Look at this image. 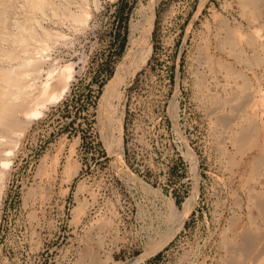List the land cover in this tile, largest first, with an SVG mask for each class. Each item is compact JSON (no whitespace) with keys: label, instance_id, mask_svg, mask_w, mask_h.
Wrapping results in <instances>:
<instances>
[{"label":"rangeland","instance_id":"obj_1","mask_svg":"<svg viewBox=\"0 0 264 264\" xmlns=\"http://www.w3.org/2000/svg\"><path fill=\"white\" fill-rule=\"evenodd\" d=\"M238 2L0 0V264H223L264 235V7ZM151 5L149 56L107 101Z\"/></svg>","mask_w":264,"mask_h":264},{"label":"bare ground","instance_id":"obj_2","mask_svg":"<svg viewBox=\"0 0 264 264\" xmlns=\"http://www.w3.org/2000/svg\"><path fill=\"white\" fill-rule=\"evenodd\" d=\"M149 1V0H148ZM154 1V0H153ZM242 2H240V0H239V2H240V4L242 3L243 4V6H244V4L245 5H250L251 3H255V4H257L259 7L258 8H260V6H262V7H264V0H241ZM238 2V3H239ZM241 4V5H242ZM148 6H149V3L147 4ZM146 5V7H148ZM238 5V4H237ZM240 6V5H239ZM253 6V5H252ZM252 6H251V8H252ZM145 7V8H146ZM242 7V6H241ZM245 7V6H244ZM249 7V6H248ZM250 8V7H249ZM257 8V7H256ZM258 8L256 9L257 11H258ZM247 8H245V10H246ZM263 9V8H262ZM150 10H151V15H149V17H147V20H146V22H145V24H144V26H143V28H142V31H141V37H140V39H138L139 40V46H138V48H136L135 50H134V52L132 53V55H131V58H129L130 60H128L129 61V64L128 65H126V67H124V69L123 70H121V72H116L115 73V75L109 80V81H107V83L105 84V87H104V90H103V92L101 93L102 94V98H104V99H107V101H108V98H110V96H112L113 94H115V93H117V90L119 89L118 88V86L120 85V84H122V83H124L128 78H132L134 75H135V73L138 71V70H140L141 69V67L145 64V62H146V60H147V58H148V56H149V53H150V46L149 45H147L146 46V43H147V41H148V36H149V33H150V30H151V24H152V17H153V6L151 5V7H150ZM255 10V9H254ZM259 11H260V9H259ZM263 12V13H262ZM261 13H262V17H263V15H264V9H263V11H262ZM144 14L146 13V12H143ZM150 13V12H149ZM254 13H253V11H252V16H253V18H254V15H253ZM260 14V13H259ZM248 15V14H247ZM258 15V14H257ZM146 16V15H145ZM251 16V15H250ZM259 16V15H258ZM256 17V16H255ZM250 18H252V17H250ZM257 18V17H256ZM223 19V18H222ZM144 20V21H145ZM258 20H260V19H258ZM143 21V22H144ZM140 23V22H139ZM220 23V22H219ZM132 25V24H131ZM136 25V24H135ZM134 27V26H133ZM219 28V27H218ZM222 29H224L223 27H222ZM133 31V30H132ZM140 31V30H139ZM232 31V30H231ZM230 31V32H231ZM137 32V31H136ZM227 32V31H226ZM255 32V31H254ZM132 33V32H131ZM225 33V32H224ZM139 34V33H138ZM233 34V33H232ZM231 34V35H232ZM131 35H133V34H130V36ZM228 35H230V34H228ZM251 35V34H250ZM226 36H227V34H226ZM234 35H232V37H233ZM132 37V36H131ZM130 37V38H131ZM139 37V36H138ZM231 37V38H232ZM236 37H237V34H236ZM245 37V36H244ZM251 37H252V35H251ZM246 38V37H245ZM249 38H250V36H249ZM249 38L248 39H245V40H248V41H250V40H252V38L249 40ZM255 38V37H254ZM253 38V39H254ZM225 39V38H224ZM227 39H229V38H227ZM232 39H234V37L232 38ZM129 40V39H128ZM137 40V39H136ZM226 40V39H225ZM235 40V39H234ZM131 41V40H130ZM233 41V40H232ZM254 41H256V40H254ZM138 42V41H137ZM137 42H136V44H137ZM231 43V40L229 41H227V43ZM236 42V41H235ZM131 43H135V41H133V42H131ZM238 43V42H237ZM130 44V43H129ZM128 44V45H129ZM245 44V43H244ZM132 45V44H131ZM229 45V48H230V45L231 44H228ZM233 45V44H232ZM227 46V45H226ZM215 47H217V46H215ZM237 47V46H236ZM224 48V47H223ZM233 48H234V46H233ZM240 48V47H239ZM127 49V48H126ZM217 49V48H216ZM235 49V48H234ZM233 50V49H232ZM129 51V50H128ZM131 51H132V49H131ZM217 51H219V50H217ZM234 51V50H233ZM243 52V51H242ZM241 52V53H242ZM255 52V51H254ZM224 53V52H223ZM237 53V52H236ZM124 54H128V52L126 53H124ZM240 54V53H239ZM129 55V54H128ZM236 55H238V53L236 54ZM233 56V55H232ZM239 56V55H238ZM253 56V55H252ZM227 57V56H226ZM228 57H229V55H228ZM243 58H245V56L243 57ZM252 58V57H251ZM122 61H123V58L121 59V63H122ZM125 61H127V60H125ZM127 61V62H128ZM243 61H245L244 59H243ZM120 63V62H119ZM118 63V64H119ZM124 63V62H123ZM247 63V62H246ZM117 64V65H118ZM244 64V63H243ZM247 65V64H246ZM249 65V64H248ZM123 67V66H122ZM118 69V67H116V70ZM119 70V69H118ZM58 77H57V83L55 84V86H57V88H58V90H57V92L54 94V95H52V96H50V97H52V98H55V97H59L60 95H61V93H63L64 91H66V88H67V84H68V82L71 80V76H72V74H71V72L69 71V69L68 70H66V67H65V69L62 71L61 70V72L59 73L58 72V75H57ZM18 80L16 79V82H17ZM23 81V80H22ZM25 82V81H24ZM14 85H15V87H16V84H15V80H14ZM18 84H19V82H18ZM17 84V85H18ZM20 84H21V81H20ZM45 85H47V83L45 84ZM125 85V84H124ZM11 86V85H10ZM19 86V85H18ZM20 87H21V85H20ZM121 87V86H120ZM244 89V88H243ZM41 90H40V88H39V91L38 92H40ZM241 91V90H240ZM37 92V93H38ZM119 92V91H118ZM243 92V91H242ZM18 93V92H17ZM41 93V92H40ZM14 94H16V93H14ZM19 94V93H18ZM23 94H25V93H23ZM39 94V93H38ZM237 94V93H236ZM12 96V95H11ZM14 96H16V95H14ZM115 97L117 96L116 94L114 95ZM244 97H245V95H243ZM242 96V97H243ZM251 96V95H250ZM246 98V97H245ZM248 98V97H247ZM112 99H113V97H112ZM111 99V100H112ZM7 100V99H6ZM28 100H30V98L28 99ZM28 100H26V101H24L23 102V104L21 105V104H19V105H21V107L19 106V108L18 107H15V106H11V108H10V111H8V112H17L16 110H21L22 111V109L21 108H26V105H27V103H28ZM47 100V99H46ZM3 102V101H2ZM2 102H1V105H2ZM8 102V101H7ZM21 102V101H20ZM30 102V101H29ZM4 103V102H3ZM18 103V102H17ZM101 103H103V102H100V104ZM104 103H105V101H104ZM109 103V102H108ZM8 104V103H7ZM30 104V103H29ZM107 104V103H106ZM4 105V104H3ZM9 105V104H8ZM16 105H18V104H16ZM105 105V104H104ZM109 105V104H108ZM5 106V105H4ZM4 106H2V107H4ZM29 106V105H28ZM101 106V105H100ZM109 106H111V105H109ZM104 107V106H103ZM17 108V109H16ZM105 108V107H104ZM237 108V107H236ZM4 109V108H3ZM6 109V108H5ZM103 109V108H102ZM8 110V109H7ZM22 112H25V111H22ZM105 112V111H104ZM20 113V112H19ZM107 113V112H106ZM3 114V113H2ZM7 114V113H6ZM3 116H4V114H3ZM108 116V115H107ZM14 118H15V116H14ZM1 119V118H0ZM2 120V119H1ZM120 120V119H119ZM6 121V120H5ZM13 121V120H12ZM15 121V120H14ZM8 122V121H7ZM6 123V122H5ZM12 122H10V124H11ZM14 123V122H13ZM2 126H4L5 124H1ZM14 125V124H13ZM258 125V124H257ZM15 126V125H14ZM6 127H8V126H6ZM13 127V126H12ZM15 128V127H14ZM13 128V129H14ZM243 129V128H242ZM254 129V128H253ZM244 130V129H243ZM245 130H247L246 129V127H245ZM240 133L238 134V135H235L234 137H235V139L234 140H236V142H238V143H240L241 145L240 146H242V150L244 151V149H245V147H250V145H252L254 142H255V145H256V141H255V139L252 137V138H249L248 140H245V138L247 137L246 136V133L245 132H241V131H239ZM237 133H238V131H237ZM249 133V132H248ZM251 134V133H250ZM117 136V135H116ZM254 136V135H253ZM109 137H112V136H110L109 135ZM114 137V136H113ZM233 137V138H234ZM255 137V136H254ZM257 137V136H256ZM255 137V138H256ZM108 138V137H107ZM248 138V137H247ZM246 138V139H247ZM116 139V138H115ZM111 140V139H110ZM109 141V140H108ZM110 142V141H109ZM109 142H107V140H106V143H108L109 144ZM235 142V141H234ZM235 142V143H236ZM113 143V142H112ZM112 143H111V145H112ZM118 144H119V141H118ZM114 145V144H113ZM262 145V144H261ZM116 145H114V147H115ZM117 146H119V145H117ZM253 146V145H252ZM107 147H110V146H108L107 145ZM238 147V146H237ZM261 147L262 146H260V149H261ZM118 148V147H117ZM117 148H115V150H117ZM120 148V147H119ZM241 148V147H240ZM244 148V149H243ZM263 148H264V142H263ZM108 149V148H107ZM112 150V149H111ZM241 150V149H240ZM241 150V151H242ZM112 151H114V150H112ZM242 151V152H243ZM246 151V150H245ZM248 151V150H247ZM109 152H111V151H109ZM263 152V151H262ZM261 152V150H260V153H262ZM262 154H264V153H262ZM250 162V169H254L256 166H258V164H264V155H260V154H256V155H254L253 156V158H251V161H249ZM261 193L259 194H252V200H253V203L257 206V208H258V211H259V215L261 216V218H262V220H263V222H264V191L262 192V191H260ZM168 203V202H167ZM168 205H170L171 206V203L169 202V204ZM172 207V206H171ZM171 207H170V209H171ZM176 213V212H175ZM179 214V216H176V217H178L177 218V221L175 222L176 223V226L178 225V223L180 222V218H181V214H180V212L178 213ZM176 226H173L172 227V229H170L167 233H165L164 234V237L162 236V239L160 240V242L158 243V245L157 246H155V248L154 249H156L157 250V248L169 237V235L172 233V231L176 228ZM245 230H243V232H244ZM241 232V231H240ZM238 233H239V231H238ZM254 233H252V234H250V232L249 233H247V230H246V232H244V233H242V234H238V238H237V240L234 242V243H232V247H233V249H232V247L231 248H229V247H227L226 246V244H225V246L228 248V250H230V257L225 261V263H223V264H247V262L248 261H250V260H254V255H255V252L257 251V250H259L262 246H263V244H264V235H258V236H254L253 235ZM159 237V236H158ZM161 238V237H160ZM159 240V239H158ZM154 243V242H153ZM224 243V242H223ZM156 244V243H155ZM149 245V244H148ZM224 245V244H223ZM151 246V245H150ZM148 247V246H147ZM146 248V247H145ZM147 249H149V247L147 248ZM148 251V250H147ZM153 251V250H152ZM143 252H145V251H142V253H140L141 255H138L137 257H135L134 259H133V261L130 263V264H139V262L140 261H142L144 258H145V256L146 255H148L147 253H143ZM228 253V254H229ZM258 253H259V251H258ZM257 253V254H258ZM149 254H150V252H149ZM256 260V259H255ZM263 261V260H262ZM115 262V261H114ZM99 264H102V263H99ZM103 264H105V263H103Z\"/></svg>","mask_w":264,"mask_h":264}]
</instances>
